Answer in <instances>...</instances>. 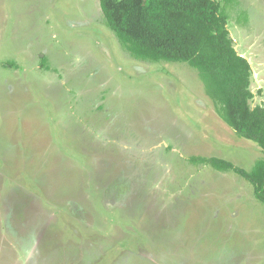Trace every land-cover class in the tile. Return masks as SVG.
<instances>
[{
  "label": "rangeland",
  "instance_id": "374dc122",
  "mask_svg": "<svg viewBox=\"0 0 264 264\" xmlns=\"http://www.w3.org/2000/svg\"><path fill=\"white\" fill-rule=\"evenodd\" d=\"M221 2L264 105V0ZM198 156L264 152L187 62L133 57L100 0H0V264H264L252 183Z\"/></svg>",
  "mask_w": 264,
  "mask_h": 264
},
{
  "label": "trees",
  "instance_id": "16d2710c",
  "mask_svg": "<svg viewBox=\"0 0 264 264\" xmlns=\"http://www.w3.org/2000/svg\"><path fill=\"white\" fill-rule=\"evenodd\" d=\"M221 1L236 0H100V4L108 26L133 57L187 62L198 72L221 118L264 152V105L250 104L255 96L252 65L235 46ZM192 161L244 177L264 203V158L250 170L221 157L198 156Z\"/></svg>",
  "mask_w": 264,
  "mask_h": 264
},
{
  "label": "bare ground",
  "instance_id": "6f19581e",
  "mask_svg": "<svg viewBox=\"0 0 264 264\" xmlns=\"http://www.w3.org/2000/svg\"><path fill=\"white\" fill-rule=\"evenodd\" d=\"M241 39V38H240ZM254 62V61H253ZM257 63V62H256ZM261 63L259 64V63H257V65H256V67H255V73H254V75H255V77H256V79L258 80V78L259 77H261V76H263V73H264V71L262 70L261 71ZM261 79V78H260ZM259 79V80H260Z\"/></svg>",
  "mask_w": 264,
  "mask_h": 264
},
{
  "label": "crops",
  "instance_id": "0c3cea01",
  "mask_svg": "<svg viewBox=\"0 0 264 264\" xmlns=\"http://www.w3.org/2000/svg\"><path fill=\"white\" fill-rule=\"evenodd\" d=\"M250 60V62H251V59H249Z\"/></svg>",
  "mask_w": 264,
  "mask_h": 264
}]
</instances>
